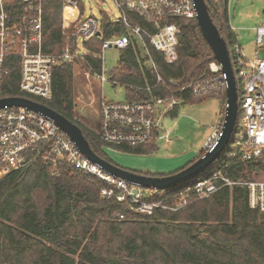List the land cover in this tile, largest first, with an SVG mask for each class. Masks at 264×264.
Masks as SVG:
<instances>
[{
    "label": "trees",
    "instance_id": "16d2710c",
    "mask_svg": "<svg viewBox=\"0 0 264 264\" xmlns=\"http://www.w3.org/2000/svg\"><path fill=\"white\" fill-rule=\"evenodd\" d=\"M206 1L213 21L227 41L235 69L232 44L237 37L230 23L229 0ZM7 6L15 17L21 11L22 0H7ZM79 7L78 18L72 19L64 15L63 0H43L45 50L58 53L63 49L66 34L84 13L82 0ZM170 20L181 26L177 59L167 62L163 53L153 46H149V53L141 55L135 45L129 44L121 49L111 79L124 84L126 97L131 99L176 92L182 94L181 104L209 97L226 103L224 86L204 94L178 92L183 84L202 74H210L209 64L216 58L196 17L180 16ZM136 21L145 24L141 17H136ZM100 28L101 36L94 35L85 41V46L93 52L100 51L104 38L125 30L123 22L113 20L107 11L100 15ZM150 59L154 60L162 77L157 84L156 71L148 63ZM89 60L101 70L99 59L90 55ZM75 65L87 67L86 61L81 59H60L55 64L53 95L47 105L78 123L92 148L116 163L104 149L106 143L97 127H90L76 117ZM236 78L240 97L242 85ZM24 94L19 89V60L16 58L0 96ZM179 107L177 105L171 114H177ZM243 116L239 100L229 144L235 132L243 128ZM110 146L133 153H151L157 149L154 143ZM204 152L203 149L201 154ZM229 168L234 170L233 175L239 176L241 170V175L248 177L254 169L264 168V160L238 165L233 159ZM52 169L51 161L38 157L29 165L0 176V264H264V212L249 206L245 186L226 185L204 198L191 194L186 204L176 208L179 200L176 193L187 181L172 188H153L156 193L149 198L166 197L168 207H156L152 213H145L132 208L127 199L102 195L101 189L106 184L92 173L66 161L60 162L53 174Z\"/></svg>",
    "mask_w": 264,
    "mask_h": 264
},
{
    "label": "built area",
    "instance_id": "2783aa9c",
    "mask_svg": "<svg viewBox=\"0 0 264 264\" xmlns=\"http://www.w3.org/2000/svg\"><path fill=\"white\" fill-rule=\"evenodd\" d=\"M113 1L119 16L110 15L113 20L123 22L124 31L114 32L104 38L100 51L93 52L85 46V41L94 35H102L100 18L94 14L85 17L83 13L73 30L66 34L67 42L63 49L56 53L44 49L43 0H22L21 11L15 17L9 12L7 0H0V93L5 88V77L16 58L19 60V89L25 93L22 96L46 105L53 95V69L60 59L86 61L87 67H83L85 73L98 76L101 82L107 80L104 52L109 47L123 49L133 44L146 54L149 53V46H153L163 53L167 62L177 59L181 26L170 19L196 17L194 0ZM63 12L68 18H78L79 0H63ZM136 17H141L145 24L136 21ZM256 31V40L262 44L264 25H258ZM232 53L235 73L243 90V128L235 136L227 160L206 175L185 183L178 192L184 193L179 206L186 202L188 195L204 198L226 185H241L247 188L249 206L264 212V174L259 178H249L241 175L240 170L239 176H236L233 175L234 170L229 168L233 159L237 160L238 165L264 160V58H249L238 41L232 44ZM90 55L101 61V70L91 63ZM148 63L156 71L157 84L162 79L161 74L154 60L150 59ZM209 67L210 74H202L196 80L183 84L178 92L204 94L211 89L226 88V74L222 72L220 64L212 60ZM108 80L115 82L111 76ZM146 87L150 88L151 85ZM182 100V94L176 92L146 99L109 100L101 97L97 110V130L106 145L157 144L161 139L169 142L171 137L163 124V117L171 114ZM223 121L224 117L204 142L205 151L216 142ZM38 157L52 162V174L60 162L66 161L96 175L106 184L101 189L102 195L114 196L118 200L127 199L131 207L138 211L152 213L156 207H168L163 202L149 198L147 191L153 188L115 176L92 161L50 115L27 106L1 107L0 176L27 166ZM257 170L260 173L264 168L254 169L256 173ZM115 214L119 215L117 212Z\"/></svg>",
    "mask_w": 264,
    "mask_h": 264
},
{
    "label": "rangeland",
    "instance_id": "374dc122",
    "mask_svg": "<svg viewBox=\"0 0 264 264\" xmlns=\"http://www.w3.org/2000/svg\"><path fill=\"white\" fill-rule=\"evenodd\" d=\"M83 3L85 8L83 16L85 17L94 14L100 18L102 11H107L116 17L119 16V10L113 0H83ZM228 9L237 41L241 43L245 54L249 58H255L258 48L264 47V42L259 44L256 40V27L264 24V0H229ZM79 46L84 49L82 44H79ZM120 53L121 49L119 48L109 47L105 50V75L107 80L104 82H101L96 75H87L82 66L75 65L74 67V93L77 103L75 114L81 122L90 127H97V110L101 97L109 100H124L127 98L124 84L108 80L112 70L118 66ZM140 53L144 55L145 51L142 49ZM242 96L241 86L239 97L241 102ZM224 105L225 103L223 101L221 103L217 97H209L196 103L181 104L177 114H167L163 117V124L170 133L171 141L159 140L157 149L154 152H125L110 145H106L105 150L114 162L130 170L152 173L174 172L189 164L196 156L201 155L204 142L215 130L221 118L224 117ZM242 112L244 113L243 105ZM237 134L238 131L235 132V136ZM231 147L232 144L227 145L221 156L192 179L204 176L221 165L228 158ZM244 171L247 172V170ZM258 172V170L257 173L253 170L248 177L259 178L263 176L264 171ZM147 193H149V197H152L156 192L148 190ZM183 194V192H180L177 196L174 195L176 199H179L178 206L184 198ZM165 198L160 197L156 200L165 203ZM187 202L186 200L185 203H182L186 204Z\"/></svg>",
    "mask_w": 264,
    "mask_h": 264
},
{
    "label": "water",
    "instance_id": "95a60500",
    "mask_svg": "<svg viewBox=\"0 0 264 264\" xmlns=\"http://www.w3.org/2000/svg\"><path fill=\"white\" fill-rule=\"evenodd\" d=\"M198 20L201 31L211 46L216 61L220 64L222 72L226 74V100L224 121L216 142L213 146L206 150L203 154L198 155L186 166L166 174H145L130 170L121 165L113 163L98 154L91 146L86 138L81 126L66 117L62 113L53 109L49 105L35 101L29 97L22 95L2 96L0 97V108L8 106H27L35 110H41L50 115L55 122L65 130L72 139L77 143L80 150L92 161L100 164L107 172L122 177L131 182H137L145 187L167 189L178 186L189 179L194 178L209 167L221 154V152L231 142L232 134L235 129L238 107L239 93L237 86V78L232 63L230 50L226 39L222 36L219 28L213 21L206 0H194ZM100 34V30L97 31Z\"/></svg>",
    "mask_w": 264,
    "mask_h": 264
},
{
    "label": "crops",
    "instance_id": "0c3cea01",
    "mask_svg": "<svg viewBox=\"0 0 264 264\" xmlns=\"http://www.w3.org/2000/svg\"><path fill=\"white\" fill-rule=\"evenodd\" d=\"M231 23V22H230ZM261 25V24H260ZM264 25V24H263ZM231 26H232V28L234 27L233 26V24L231 23ZM258 26V25H257ZM234 29V28H233ZM239 42V41H238ZM240 43V42H239ZM240 45H241V43H240ZM241 47H242V49H243V51H244V48H243V46L241 45ZM244 53H245V51H244ZM255 57H262V58H264V47H260V48H258V50L256 51V55H255ZM219 99V98H218ZM216 128V127H215ZM214 131H212L211 132V134L213 133ZM157 145V144H156ZM204 148V147H203ZM197 157V156H196ZM168 173H170V172H168ZM166 174V173H165Z\"/></svg>",
    "mask_w": 264,
    "mask_h": 264
}]
</instances>
